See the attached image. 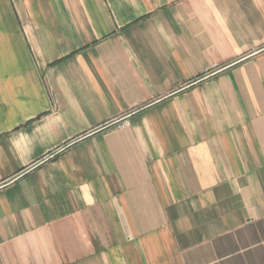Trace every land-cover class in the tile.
<instances>
[{"label":"crops","instance_id":"crops-1","mask_svg":"<svg viewBox=\"0 0 264 264\" xmlns=\"http://www.w3.org/2000/svg\"><path fill=\"white\" fill-rule=\"evenodd\" d=\"M0 264H264V0H0Z\"/></svg>","mask_w":264,"mask_h":264},{"label":"built area","instance_id":"built-area-1","mask_svg":"<svg viewBox=\"0 0 264 264\" xmlns=\"http://www.w3.org/2000/svg\"><path fill=\"white\" fill-rule=\"evenodd\" d=\"M118 124H120L121 126H126V125L129 124V121H128L126 118H124V119L122 120V122H120V123H118Z\"/></svg>","mask_w":264,"mask_h":264}]
</instances>
